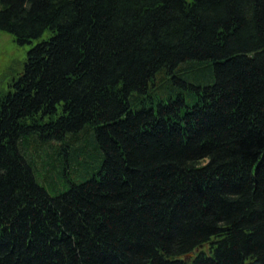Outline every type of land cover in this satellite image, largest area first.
Masks as SVG:
<instances>
[{
    "label": "trees",
    "instance_id": "obj_1",
    "mask_svg": "<svg viewBox=\"0 0 264 264\" xmlns=\"http://www.w3.org/2000/svg\"><path fill=\"white\" fill-rule=\"evenodd\" d=\"M0 30L36 40L0 264H264V0H0Z\"/></svg>",
    "mask_w": 264,
    "mask_h": 264
},
{
    "label": "rangeland",
    "instance_id": "obj_2",
    "mask_svg": "<svg viewBox=\"0 0 264 264\" xmlns=\"http://www.w3.org/2000/svg\"><path fill=\"white\" fill-rule=\"evenodd\" d=\"M47 33L44 34L46 36ZM36 42L17 44L13 36L4 30H0V95H4L11 88V80L16 77V74L21 70V65L24 61L28 49ZM93 162V161H92ZM99 162V161H98ZM87 173L85 177L96 173L98 164H87ZM69 186V183L59 185L57 191L48 189L50 194L64 191ZM48 188V187H46Z\"/></svg>",
    "mask_w": 264,
    "mask_h": 264
}]
</instances>
